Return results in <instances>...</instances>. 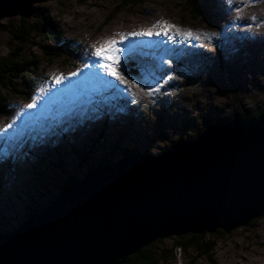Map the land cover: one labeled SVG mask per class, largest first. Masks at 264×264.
Wrapping results in <instances>:
<instances>
[{
  "label": "rangeland",
  "instance_id": "1",
  "mask_svg": "<svg viewBox=\"0 0 264 264\" xmlns=\"http://www.w3.org/2000/svg\"><path fill=\"white\" fill-rule=\"evenodd\" d=\"M194 1L211 12V22L196 12V4L185 0H134L129 4L123 0H47L33 5L36 13L29 18L31 22L46 18L72 42L63 57L52 63L39 62L32 77L34 91L28 99L17 93L11 96L13 113L0 117V232L23 223L35 203L45 204L59 196V186L45 184L53 176L60 185L71 177L83 179L104 160L115 163L130 151L159 155L172 148L178 137L194 139L189 131L211 127L217 120L225 124L235 113L248 111L259 116L264 109V0H220L222 9L216 3L219 0ZM21 18L0 20V58L22 42L15 39L9 26V19L19 26ZM158 21H168L192 36L170 31L160 38L157 52L145 50L155 58L151 63H142L132 39L123 41L120 70L136 79L144 92L132 89V95L118 81L117 87L99 67H85L93 65L94 46L119 38L117 34L132 25L144 31ZM228 23L235 25L230 28ZM169 36L173 44L172 39L167 40ZM56 44L42 33L22 50L27 54L32 50L41 59L44 47ZM134 67L137 74H131ZM74 72L79 75L72 76ZM20 76L17 82L28 88L23 74ZM56 76H63V82L56 84ZM147 86L158 91L148 95ZM128 95L132 96L130 107L123 101ZM34 100L36 107L26 109ZM89 111L111 128L84 125ZM214 236L205 237L216 242L209 257L177 247L183 240L180 235L157 240L154 249L172 252L170 261L161 264H247L255 260L264 264V215L252 225Z\"/></svg>",
  "mask_w": 264,
  "mask_h": 264
},
{
  "label": "water",
  "instance_id": "2",
  "mask_svg": "<svg viewBox=\"0 0 264 264\" xmlns=\"http://www.w3.org/2000/svg\"><path fill=\"white\" fill-rule=\"evenodd\" d=\"M43 1L0 0V20L29 19ZM262 215L264 112L99 166L0 232V264H122L159 239L228 233Z\"/></svg>",
  "mask_w": 264,
  "mask_h": 264
},
{
  "label": "trees",
  "instance_id": "3",
  "mask_svg": "<svg viewBox=\"0 0 264 264\" xmlns=\"http://www.w3.org/2000/svg\"><path fill=\"white\" fill-rule=\"evenodd\" d=\"M125 4L132 3L134 0H123ZM188 4L195 6L194 0H185ZM196 12L200 13L202 16H204V19L208 22H211L212 18L210 16V11L207 10V8H204L202 5L197 6L196 4ZM41 14V13H39ZM9 26L11 27V31L13 33V36L16 40H20V45L15 48L14 51H12L9 55L0 58V84L2 87L0 88V117L9 116L13 113V109L9 104V99L11 96L15 95V93L21 95L20 97L23 98H29L30 94L35 89V81L33 76L37 73L35 71V67L41 62L42 59L47 60V63H52L53 60H56L60 57L64 56V52L68 50L69 46L71 45V40L66 39L62 36V32L57 31L56 25L46 18H41L38 22H31L30 19L21 18L20 19V25L16 26L13 24V19H9ZM8 25L5 26V28L9 27ZM42 33H46L47 38H49L51 41L57 42L56 46L53 48L44 47L45 56L40 57L38 55H34L32 50H30V53L27 54L23 52V46L26 45L30 39H35L36 35H41ZM34 34V36H32ZM71 41V42H69ZM225 76H227L226 71H223ZM138 71L136 67L132 68L131 74H137ZM20 74H23L22 80L25 81L26 85H28V88H25L21 85V82H17V78L20 76ZM21 77V76H20ZM264 112V109L260 110L257 115H261ZM250 116H256L255 114L245 111L243 114L240 115L234 114L229 117V121H232L236 118H246ZM258 117V116H257ZM225 122V123H228ZM215 124L222 123L220 121H215ZM213 123V124H214ZM212 125L211 123H209ZM214 124V125H215ZM208 125V126H210ZM206 128H208L206 125L198 129L196 132L189 131V134L191 137H197L200 133H202ZM187 134V133H186ZM186 136V135H185ZM181 136L176 139V141H181L187 139L189 135ZM166 149V148H165ZM163 150V152L165 151ZM129 150L126 152L128 153ZM134 151H130V154H133ZM127 155V154H126ZM110 161L104 160L101 165L108 164ZM92 167L88 170V173L94 172L99 166ZM51 173H53V170H49ZM54 174V173H53ZM55 176L51 177L50 181L52 180L53 183H49V179L45 181L46 186L52 185L59 186L58 189L61 192L66 186L76 183L81 180L79 177H71L68 180H66L61 185L56 181ZM53 188V186H52ZM40 194V193H39ZM41 195V194H40ZM53 201H49L45 204L50 205ZM44 203L37 204L35 203V206L30 208L28 212V217L35 212H42L47 205L45 206ZM255 222L252 221L250 224L252 225ZM226 232L223 229H219L214 233L205 232L204 234H185L180 235V237L183 239L181 240L177 247H180L183 250L188 249H195L198 252L199 256H205L209 257L211 255L212 250L215 247L216 242L210 241L209 239H205L206 235L214 237L220 235H225ZM219 236V237H220ZM191 237L190 239L186 240V238ZM159 241H163V239H159ZM207 241V242H206ZM153 242L150 245L142 248L139 252L130 255L127 257L125 262L122 264H161L162 262H169L172 257V252H169L168 250H158L154 249ZM214 262V261H213Z\"/></svg>",
  "mask_w": 264,
  "mask_h": 264
},
{
  "label": "snow or ice",
  "instance_id": "4",
  "mask_svg": "<svg viewBox=\"0 0 264 264\" xmlns=\"http://www.w3.org/2000/svg\"><path fill=\"white\" fill-rule=\"evenodd\" d=\"M175 30L176 35L182 36H192L191 32H182L176 25L170 24L168 21H158L156 24L152 26V28L132 32L127 34L128 36L138 37V36H148L151 37L153 35H165L168 36L169 32ZM119 39L111 38L106 39L103 42L99 43L98 46H94V50L91 53V56L95 58L93 61V65L85 64V67L90 66H97L103 70V73L112 78L114 81H118L119 84L123 85L126 90H128L132 95V89H136L140 92H144L145 88L141 87L140 83L136 81V79H129L121 72L122 67V59H123V52L124 49L120 46L123 41L127 38L124 34H117ZM172 36H169V39H172ZM72 76L79 75L78 72H74L71 74ZM99 76V73H96ZM174 79V77H172ZM63 76H56L54 77V82L56 84H60L63 82ZM110 83V82H106ZM41 91L43 92L44 89L42 88ZM154 91H158V89H153L151 86H147V94L151 95ZM36 107L35 100L33 103L27 104L25 106L26 109H34ZM8 127H12V125H8Z\"/></svg>",
  "mask_w": 264,
  "mask_h": 264
},
{
  "label": "bare ground",
  "instance_id": "5",
  "mask_svg": "<svg viewBox=\"0 0 264 264\" xmlns=\"http://www.w3.org/2000/svg\"><path fill=\"white\" fill-rule=\"evenodd\" d=\"M217 1V0H216ZM217 3V5H218V7H220L221 9H222V5H220V0L219 1H217L216 2ZM227 5V4H226ZM148 8V7H147ZM224 8H226V7H224ZM151 10H148L147 12L148 13H151L150 12ZM155 12H157V10H154ZM143 13H144V10L142 11ZM147 12L145 11V13L147 14ZM126 20V19H125ZM126 21H128V20H126ZM132 21V20H131ZM145 24V23H144ZM129 25V24H128ZM235 25V24H234ZM233 25V26H234ZM228 26L230 27V26H232V25H230L229 23H228ZM233 26H232V28H233ZM122 28H123V26H122ZM231 28V27H230ZM125 29V28H124ZM224 29V28H223ZM142 30V28H139V27H137L136 25H132V26H130L129 28H127V29H125L123 32V34L124 35H126L127 36V38H130V39H132L133 41H132V45L137 49V51H138V57H139V59L140 60H142V63H145V61H146V63H151L154 59L153 58H150V56H149V53H147L145 50H147V49H149V52H157L160 48H158V45H159V47H160V38L162 37H164L165 35H159V36H156V35H153V36H151V37H148V36H138V37H132V36H128L127 34H129V33H132V32H138V31H141ZM229 30V29H228ZM227 30V31H228ZM237 32V31H236ZM230 33V32H229ZM223 34V33H222ZM239 35V34H238ZM114 36H115V34H114ZM222 36V35H221ZM117 39H119V38H117ZM243 39H245V36H244V34H243ZM167 40L168 41H172V40H169V37L167 38ZM166 40V41H167ZM215 40V39H214ZM237 40V39H236ZM167 41V42H168ZM191 42V41H190ZM234 42H236L237 43V41H234ZM257 42H259V39H257ZM169 43V42H168ZM174 43V40L172 41V44ZM239 43V42H238ZM254 44V43H253ZM204 45V44H203ZM247 45H248V42H247ZM164 46V45H163ZM194 47L196 48V49H198V51L200 50H202V49H200V47L201 46H197V45H194ZM248 47H249V45H248ZM157 48H158V50H157ZM163 48V47H162ZM180 48V47H179ZM182 53V52H181ZM200 53V52H199ZM87 57V56H86ZM179 63V62H178ZM147 65V64H146ZM159 68V67H158ZM115 84H116V86L118 87V83H117V81H115L114 82ZM100 90V89H99ZM93 93V92H92ZM102 96H104V94H102V95H100V94H97V97H102ZM83 97V96H82ZM130 97H132V96H130V95H128V96H125L124 98H123V101H124V104L126 105V106H128V107H130L131 106V102H129V100H130ZM118 99V98H117ZM69 110V109H68ZM88 110V109H87ZM110 110H111V107H110ZM64 116V115H63ZM112 116H114V115H112ZM115 118H119V119H121V120H124V118H123V116H121L120 114H115ZM87 117V119H84V120H87V122H85L84 123V125H93V124H95L94 126L97 128V127H100L101 125L103 126H106V128L108 127V129L109 128H111V126H108L107 124H103V123H101V120H98V116L96 115V113L95 112H93V111H89V113H88V115L86 116ZM105 122V121H104ZM86 127V126H85ZM110 131H111V129H110ZM239 244V243H238ZM259 244V243H258ZM261 244V243H260ZM263 245H264V243H263ZM241 246H243V245H241ZM239 247V246H238ZM248 259V258H247ZM244 262V261H243ZM260 262V261H259ZM263 263V262H262ZM247 264H259L258 262H256V260L255 261H248L247 262Z\"/></svg>",
  "mask_w": 264,
  "mask_h": 264
},
{
  "label": "flooded vegetation",
  "instance_id": "6",
  "mask_svg": "<svg viewBox=\"0 0 264 264\" xmlns=\"http://www.w3.org/2000/svg\"><path fill=\"white\" fill-rule=\"evenodd\" d=\"M217 10V9H216Z\"/></svg>",
  "mask_w": 264,
  "mask_h": 264
}]
</instances>
